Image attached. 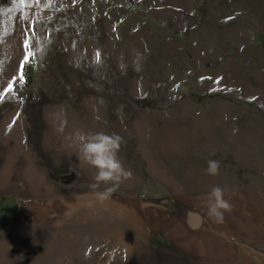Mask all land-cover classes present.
Returning a JSON list of instances; mask_svg holds the SVG:
<instances>
[{"label": "rangeland", "instance_id": "obj_1", "mask_svg": "<svg viewBox=\"0 0 264 264\" xmlns=\"http://www.w3.org/2000/svg\"><path fill=\"white\" fill-rule=\"evenodd\" d=\"M260 82L264 0H0V264H264ZM77 132L131 175L97 182Z\"/></svg>", "mask_w": 264, "mask_h": 264}, {"label": "clouds", "instance_id": "obj_2", "mask_svg": "<svg viewBox=\"0 0 264 264\" xmlns=\"http://www.w3.org/2000/svg\"><path fill=\"white\" fill-rule=\"evenodd\" d=\"M139 58V57H138ZM136 61H134V64ZM121 65V68H124ZM137 70H139L137 68ZM75 139L78 143L80 159L97 169L95 180L104 183H119L122 178L131 175L126 171L122 161L119 158V150L121 148L122 138L116 134H108L105 132H77ZM220 169V162L209 160L207 172L211 175H217ZM98 184H93L96 188ZM113 188H106L102 192H97L96 196L100 201L109 197ZM206 207L208 216L216 221H222L224 212L231 210L230 202L225 199V189L220 186L213 187L207 194Z\"/></svg>", "mask_w": 264, "mask_h": 264}, {"label": "water", "instance_id": "obj_3", "mask_svg": "<svg viewBox=\"0 0 264 264\" xmlns=\"http://www.w3.org/2000/svg\"><path fill=\"white\" fill-rule=\"evenodd\" d=\"M17 207V201L12 196L0 200V229L12 219L17 211Z\"/></svg>", "mask_w": 264, "mask_h": 264}, {"label": "crops", "instance_id": "obj_4", "mask_svg": "<svg viewBox=\"0 0 264 264\" xmlns=\"http://www.w3.org/2000/svg\"><path fill=\"white\" fill-rule=\"evenodd\" d=\"M260 86V87H259ZM258 87L260 88V90L262 91V93H261V95H262V97L261 98H259V100H260V104H261V106L264 108V84H263V82H260V85H259ZM260 97V96H259ZM249 100L250 101H254V99H253V97L252 98H249Z\"/></svg>", "mask_w": 264, "mask_h": 264}, {"label": "snow or ice", "instance_id": "obj_5", "mask_svg": "<svg viewBox=\"0 0 264 264\" xmlns=\"http://www.w3.org/2000/svg\"><path fill=\"white\" fill-rule=\"evenodd\" d=\"M25 47H27V44L25 45ZM96 55H97V60H99V53L97 52V54H96ZM27 59H28V57H27V56H25V60H27ZM11 87H12V85H11V84H9V85H8V88H9V89H11Z\"/></svg>", "mask_w": 264, "mask_h": 264}, {"label": "bare ground", "instance_id": "obj_6", "mask_svg": "<svg viewBox=\"0 0 264 264\" xmlns=\"http://www.w3.org/2000/svg\"><path fill=\"white\" fill-rule=\"evenodd\" d=\"M68 141V140H67ZM263 208V207H262ZM264 225V224H263ZM263 227V226H262Z\"/></svg>", "mask_w": 264, "mask_h": 264}]
</instances>
